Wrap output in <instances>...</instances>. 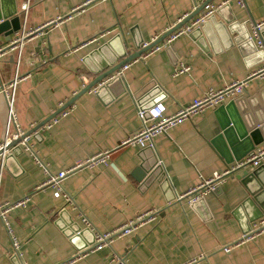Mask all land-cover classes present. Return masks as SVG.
<instances>
[{
    "label": "crops",
    "instance_id": "crops-1",
    "mask_svg": "<svg viewBox=\"0 0 264 264\" xmlns=\"http://www.w3.org/2000/svg\"><path fill=\"white\" fill-rule=\"evenodd\" d=\"M204 1H2L1 13L16 9L22 24L19 33L40 29L23 42L20 52L9 50L0 58V89L18 77L10 107L18 129L22 133L31 130L92 79L82 62L85 56L108 43L112 46L108 45L102 61L118 56L116 49L133 53L136 42L151 43ZM242 1L243 7L233 2L208 23L177 37L170 47L143 54L127 65L120 83L100 98L91 91L85 93L65 115L61 113L37 131L36 139L31 137L28 143L41 166L21 145L14 158L4 164L0 159V205L12 206L6 217L20 244L15 257L0 221V264H111L113 254L124 264H264V231L241 241L264 210L250 197L254 183L248 187L236 179L241 171L225 177L213 194L196 205H188L187 199L176 201L199 177L221 174L248 156L236 161L235 156L241 157L246 148L232 145V151L228 146L231 135L220 133L232 100L157 136L154 150L121 145L140 126L133 95L151 81L166 95L155 105L162 104L169 116L208 89L219 90L261 67L263 56L258 57L251 45L233 41L242 40L245 33L251 35L254 25L264 24V0ZM26 3L24 12L21 6ZM232 16L239 31L230 34L223 22ZM257 39L262 43L257 48L264 54V31ZM2 41L0 36V45ZM252 41L255 45L256 40ZM178 62L188 66L189 73L174 75ZM262 87L264 79L248 81L240 96H252ZM8 112L6 96L0 93V145ZM13 134L14 125H10L8 138ZM104 151L110 153L108 167L83 164ZM157 160L162 164L160 171L142 179L138 171L150 169ZM78 163L82 165L62 182L72 203L54 198L46 184L48 177ZM259 166L264 182V159L244 169L250 172ZM162 173L165 184L157 182ZM260 196L264 201V195ZM26 199L25 205H17ZM146 214L152 219L130 235L114 238L99 250L86 248L79 253L94 232L111 233ZM82 217L93 230L84 226ZM76 226L88 229L90 235L72 241L69 232ZM228 246L232 249L226 254L223 249Z\"/></svg>",
    "mask_w": 264,
    "mask_h": 264
},
{
    "label": "built area",
    "instance_id": "built-area-1",
    "mask_svg": "<svg viewBox=\"0 0 264 264\" xmlns=\"http://www.w3.org/2000/svg\"><path fill=\"white\" fill-rule=\"evenodd\" d=\"M229 2H235L238 6L243 7L244 3L242 0H226L220 5H213L210 4L208 6H205L203 11L196 16L190 24H186L179 30H176L172 34H170L163 42L162 44H159L149 51H147L144 55H150L152 53H155L159 51L162 47H170L171 43L180 35L182 34H190L195 27H200L205 21L213 15V13L220 8L222 5L227 4ZM21 10L26 12L27 10V3L21 6ZM187 15L181 17L176 21V23L172 26L179 24ZM264 24L254 25V27L251 29V35H249V40H256V47L261 48L262 43L260 40H258V34L259 30ZM170 27V28H172ZM169 28V29H170ZM168 29V30H169ZM40 29H36L35 31H28V32H21L16 34L12 41V45L14 47L10 51L17 50L20 52L23 42L31 36L34 32L39 31ZM42 30V29H41ZM157 37H155L153 41H155ZM149 44V43H148ZM148 44L143 43L141 45V48L146 47ZM258 49V48H257ZM6 52H3V50L0 49V58L2 55H4ZM128 66L125 65L121 68V70L118 72V75H122V72L127 68ZM190 68L182 63H177V65L174 67V75L178 74H186L189 73ZM255 79H264V62L255 71L248 74L243 80H235L232 81L230 84L224 86L223 88L219 90H213L208 89L204 93H202L201 96L194 98L191 103L184 108L179 109L175 114L173 115H165V108L162 104L154 105L153 107L149 108L147 111H141L137 107V117L140 120V126L139 128L129 135L122 143V146H132L139 150L149 149L154 150V139L162 134H165L169 129L175 127L179 123L185 121L186 119H189L191 117L201 115L206 110L217 108L221 105H223L225 102L229 100H233L240 95H242L247 82ZM18 77L17 75L14 77L12 81H10L7 85H3L0 89V93H3L6 96L7 104L9 105V112L7 115L6 120V134L5 139L3 141V144L0 145V148L4 147L11 139H16L20 137L23 133L18 129V125L16 123V118L11 112V104L13 102V93L17 84ZM62 105V104H61ZM60 105V106H61ZM145 113H147L148 118H145ZM63 115H65V112H63ZM10 125H14L15 128V134L12 135V137L8 138V129ZM32 136L25 138L21 142V147L24 151L29 153L30 157L33 158V160L41 166V163L39 162L36 155L33 153L31 146H29V140ZM109 158L110 153L108 151H104L102 153H98L97 155L87 159L83 164L89 168H93L98 165H102L105 167H108L109 164ZM264 159V142L261 143L254 152L247 156L243 161H240L237 163L236 166L227 169L223 173H213L212 176L208 179H204L202 177H199V181L196 185L191 187L185 194L178 196L176 198V201L181 202L184 199L188 200V205L192 204L195 201H198L200 199H205L208 195L213 194L216 191V188L218 185L223 181V179L232 172L234 173L235 170L238 168L246 167L248 165L252 166H258L260 162ZM82 164L78 163L74 167H71L65 171H61L57 173L56 175H50L48 177L46 184L52 188L53 190V197L54 198H62L66 203L71 204V198L69 195L63 190L62 182L66 178L68 174H70L73 170L80 167ZM156 165L161 167V162L156 161ZM27 199L25 201H22L21 203H18L17 205H25ZM12 206L9 205H0V221L2 222V225L9 237L12 252L14 256L18 257V250H19V242L14 237L12 233V229L10 226V223L6 217V214L8 210ZM152 219V217H149V214L146 215H140L138 216L134 221H130L128 224L124 225L120 229H117L111 233H99L94 232V243L88 250H99L102 247H106L110 245L111 241L114 238H122L126 237L131 234L132 231L135 230L137 226L144 223L146 220ZM82 223L84 226L90 230L92 229L91 224L89 221L82 217L81 218ZM264 231V215L258 219L256 222H254L251 225L250 230L242 235L241 241H248L255 236L259 235ZM232 249V246L225 247L223 249L224 253H229ZM79 254V253H78ZM82 254V253H81ZM79 257V256H77ZM111 264H124V261L118 257L117 255H112L110 259Z\"/></svg>",
    "mask_w": 264,
    "mask_h": 264
},
{
    "label": "water",
    "instance_id": "water-1",
    "mask_svg": "<svg viewBox=\"0 0 264 264\" xmlns=\"http://www.w3.org/2000/svg\"><path fill=\"white\" fill-rule=\"evenodd\" d=\"M2 1L4 3L5 0H0V4H2ZM212 1L213 0H205L191 14H188L179 24L175 25L168 31L158 36L155 41L149 43L146 47L141 48L142 42H136V50L133 53L127 54L125 50L119 51L116 49V53L118 56H113V58L102 61L101 57H106L108 45L112 46V43H108L107 46L100 47L99 49L85 56L82 59V62L86 69L89 71L90 75H92V79H90L88 83H86V85H83L82 89L78 93H76L67 102L63 103L53 114L47 117L44 121L32 127L31 130L23 133L20 137L11 139L4 147L0 148V159L3 160V164L7 159L14 158V156L18 154V152L20 151L19 146L25 138L32 136L33 139H36L35 137L37 131L54 120L66 109L71 107L80 96L91 91L93 92L94 96L100 98L107 89H110L115 84L120 83L121 76L118 75V72L123 66L128 65L153 47L161 44V42H163L170 34L175 32L176 30H179L196 16H198L203 11L205 6L210 5ZM232 3L233 2H229L222 5L213 13L211 17H209L205 21V23H208L215 17V15H220L219 13H221L222 10L230 8ZM205 23H203L201 26H203ZM223 25L227 28V31L230 34L239 31V26L235 22V18L233 16L229 19L225 18ZM21 26V20L19 18V15L17 14L16 9L12 7L9 10L7 9L5 13L0 12V36L3 39L2 45H0V49L3 50V52H7L14 47V45H12L13 38L21 31ZM262 31H264V28H260L259 32ZM248 38L249 34L245 33L242 40H240L239 38L235 39L233 42L237 45H251L252 49L255 50L254 52L259 54L258 57H261L263 59V49H257L253 41L249 40ZM123 47H125V45ZM94 62L97 64H95ZM165 96L166 95L155 85V83L151 81L140 91L135 93L133 95V99L139 110L147 111L149 108L153 107L156 103L162 100ZM258 101H261L263 103L262 106ZM226 109L228 117L224 119V124H221L220 133L226 135L229 132V134L231 135V140L228 141V146L232 149V151L235 150V147L238 148L240 146H243L244 149L246 148L241 153V157L235 156V160L238 161L240 160V158L242 159L247 155H251L254 152L255 147L264 141V87H262L256 94L252 96H240L236 99H233L228 107H226ZM145 118H148L147 113H145ZM232 145H235V147H231ZM146 150L149 149H144V151ZM225 152L227 153L228 151L225 150ZM160 169L161 167L157 166L155 162L152 164L150 169H144L138 172L142 174V179L144 178V180H148L152 178L158 171H160ZM261 170L262 168L260 166L252 169L250 172L245 170L244 167L238 168L236 170L241 171V173L237 175L236 179L240 180L242 184L248 186L254 183V192L251 191L249 194L253 201H255V203L259 207L264 205V201L259 200V198L261 197L260 195H264V182H262L260 179ZM164 177L165 175L164 173H162L157 182L165 184L166 179H164ZM257 192L260 193L258 194ZM202 200L204 199L195 201L190 205H196V203ZM263 215L264 210H262L260 218ZM250 228L251 226H249L243 234H246L250 230ZM86 233L90 235L88 229L81 230L79 226H76L69 232V237L72 241H75L80 237L86 236ZM90 237L91 238L88 245L78 249L79 253L83 252V249L86 250V248H90L88 247L89 245L92 246V244L94 243V234H91Z\"/></svg>",
    "mask_w": 264,
    "mask_h": 264
}]
</instances>
